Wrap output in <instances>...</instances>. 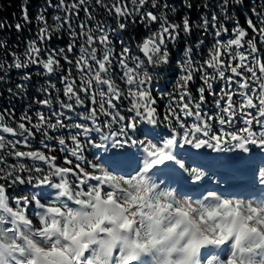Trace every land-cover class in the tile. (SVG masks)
I'll list each match as a JSON object with an SVG mask.
<instances>
[{
	"label": "snow or ice",
	"instance_id": "1",
	"mask_svg": "<svg viewBox=\"0 0 264 264\" xmlns=\"http://www.w3.org/2000/svg\"><path fill=\"white\" fill-rule=\"evenodd\" d=\"M45 4L22 55L7 52L0 39V50L12 57L0 61V83L20 72L9 95L26 92L32 75L24 70L31 66L49 78L39 89L45 98L33 100L35 119L29 111L18 120L14 109L0 111V264H264V0H203L195 23L192 0H181L188 11L179 22L167 0ZM246 4L244 26L232 13ZM29 8L23 0L18 21H0V31L30 25ZM47 8L57 10L52 23ZM97 10L115 27L97 19ZM81 12L85 19L74 26ZM136 24L146 33L133 49L121 34ZM209 29L213 43L203 63L185 46L172 91H157L154 81L172 63L173 49ZM64 30L71 38L66 48L41 46ZM57 74L64 99L58 95L54 106ZM218 81L224 86L216 90ZM208 96L211 113L203 110ZM37 133L40 147L33 145ZM185 155L208 157L207 170L190 167ZM214 169H224L220 179ZM206 178L237 181L229 188L240 190L193 199L172 187L183 183L195 192Z\"/></svg>",
	"mask_w": 264,
	"mask_h": 264
},
{
	"label": "trees",
	"instance_id": "2",
	"mask_svg": "<svg viewBox=\"0 0 264 264\" xmlns=\"http://www.w3.org/2000/svg\"><path fill=\"white\" fill-rule=\"evenodd\" d=\"M23 2V0H0V21H3L7 25H14L20 16V5ZM169 4L175 5V11L169 12V16L174 19L176 22H179L180 17L182 14L187 12L188 10L181 5V0H167ZM185 3H187V0H184ZM203 0H192V3L194 7L190 11L191 18L193 22H199L201 12L203 10L198 9L196 5L202 3ZM211 2V0H209ZM30 8H29V15L33 17V21L30 25H25L22 31H16L14 27L6 28L2 31H0V39H3L7 41V52H16L19 55H22L26 46L27 42L35 39L36 34L38 32L39 27V21L35 20V16L38 12H40L42 9L46 8L45 0H29ZM251 4L257 3V0H250ZM249 4H246L244 7L239 8V10H233V16L235 18H238L240 20V23L244 25L245 16L249 15ZM55 9L47 8L46 16L48 18L49 23H52V16L56 14ZM97 19H106L110 25L115 27V20L111 19L107 12H104L102 10L96 11ZM85 16L84 13L81 12L78 17H73V25H77L79 22L84 21ZM23 23V21H20ZM93 24L95 21L92 22ZM225 24L231 28V22L225 21ZM246 26V25H244ZM79 31V29H76ZM146 30L136 24V25H130L125 33H122L123 39L128 42L130 46L135 47V43L138 42L144 35ZM210 36L212 37V30L209 29V32L207 35H204L200 31H194L191 37L187 39H182L180 44L177 48H174L172 51V63L167 67L166 71L162 72V74L157 77V82L163 83V85H167L165 79L170 77H174L175 75V65L178 64V60L181 57V50L185 46H190L195 49V56L198 52L203 50V47L205 44H208V42L211 40ZM70 36L69 33L64 30L59 34V38L54 37L50 41H48L45 45H41L42 47H46L48 50L53 49H59V48H66L68 44L70 43ZM198 41H203L202 44H198ZM81 41L77 42V48L76 53L78 55L79 52V43ZM116 51H119V45L116 47ZM69 58H74L73 53H69ZM7 60L9 63L12 60V57L10 55H6L4 50H0V61ZM64 69L68 68L67 63H65L63 60L61 61ZM24 71L30 72L32 75L31 81L27 82V89L26 92L20 96V97H13L9 95L7 92V89L9 87H13L15 90V84L21 82L20 79V72L13 69L10 73L11 79L9 81H5L0 83V111H3L5 108L14 109L15 112V118L18 120L20 115L24 113L25 111H29V114L33 115V119H35L34 113L36 112L38 105H36L33 100L34 98L37 99H43L45 96L39 91L40 88L46 87L45 81H47L49 78L46 75H37L38 72H42L43 70L36 67L31 66L29 69H26ZM52 82L56 85L58 89H60V93L58 94L55 91H52V100L53 105L57 106L56 104V98L59 95L60 99H64L62 95L63 85L60 83L59 80V74L56 76L51 77ZM200 82L197 81V84ZM29 105H31V108L29 109ZM126 106L127 101H124L121 105V111L126 112ZM44 112H48V109H41ZM78 111H83V109H79ZM75 119V116L73 117ZM40 136L37 133L36 140L33 141L34 147H40L39 144ZM53 143V147H57L55 142ZM54 155H57L59 157L58 163H62L63 160V153H60L59 151L52 153Z\"/></svg>",
	"mask_w": 264,
	"mask_h": 264
},
{
	"label": "rangeland",
	"instance_id": "3",
	"mask_svg": "<svg viewBox=\"0 0 264 264\" xmlns=\"http://www.w3.org/2000/svg\"><path fill=\"white\" fill-rule=\"evenodd\" d=\"M176 75H177V70H175V75H174V76L177 77ZM169 81H170V80H169ZM172 82H174V81H172ZM220 84H221L220 87H223V86H224V82H223V81H220ZM234 99L238 100L239 97H234ZM207 106H208L210 109H212L213 111L215 110V105L212 103V97H210V104H207Z\"/></svg>",
	"mask_w": 264,
	"mask_h": 264
}]
</instances>
